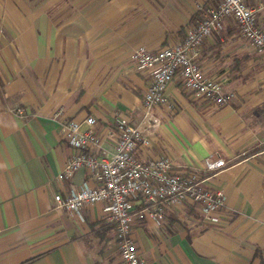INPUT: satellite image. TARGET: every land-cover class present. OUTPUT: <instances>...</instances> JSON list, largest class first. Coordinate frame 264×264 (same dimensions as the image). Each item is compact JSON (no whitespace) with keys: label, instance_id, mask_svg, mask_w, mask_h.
Masks as SVG:
<instances>
[{"label":"crops","instance_id":"0c3cea01","mask_svg":"<svg viewBox=\"0 0 264 264\" xmlns=\"http://www.w3.org/2000/svg\"><path fill=\"white\" fill-rule=\"evenodd\" d=\"M218 2L0 0V264H125L104 202L79 214L56 207L55 195L97 183L86 168L58 178L74 152L64 120L90 116L105 139L117 116L145 131L158 122L150 145L136 151L143 161L170 156L178 171H203L206 159L226 163L206 181L226 194L219 221L185 202L159 221L135 223L143 264H264L261 51L226 17L197 60L234 100L211 105L175 79L166 92L172 107H156L149 120L143 106L149 71L132 60L139 46L181 42L201 16L197 4ZM249 3L264 23V0Z\"/></svg>","mask_w":264,"mask_h":264},{"label":"built area","instance_id":"2783aa9c","mask_svg":"<svg viewBox=\"0 0 264 264\" xmlns=\"http://www.w3.org/2000/svg\"><path fill=\"white\" fill-rule=\"evenodd\" d=\"M197 10L201 16L187 29L181 42L157 50L142 45L132 53L137 68L149 71L150 75L143 99L144 120H149L158 106L172 107L166 92L175 79L211 105H228L234 100L236 94L226 89L225 82L206 76L197 60L204 41L222 28L228 16L237 21L242 35L261 51L264 61V23L258 19L259 9L249 0L197 4ZM16 112L22 114L23 110L17 108ZM158 127L159 123L153 121L150 130L145 131L117 116L107 127L105 139L99 134L95 117L63 122L65 139L74 152L65 160L58 178L71 179L79 169L86 168L97 183H84L74 186L66 195H55L56 207L79 214L86 204L104 202L106 221L116 231L125 264H143L133 236L137 221H159L168 210L186 202L199 206L205 220L217 222V213L227 202L222 189L206 186L209 173L226 165L223 159H206L203 171H178L170 156L146 161L136 156L140 147L150 145V136Z\"/></svg>","mask_w":264,"mask_h":264}]
</instances>
